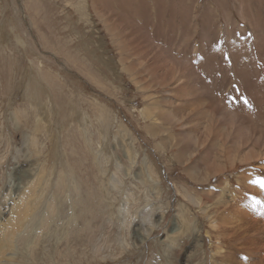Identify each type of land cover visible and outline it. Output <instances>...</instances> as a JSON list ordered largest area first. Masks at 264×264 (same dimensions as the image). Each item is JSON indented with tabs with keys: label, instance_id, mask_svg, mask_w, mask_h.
<instances>
[{
	"label": "rangeland",
	"instance_id": "rangeland-1",
	"mask_svg": "<svg viewBox=\"0 0 264 264\" xmlns=\"http://www.w3.org/2000/svg\"><path fill=\"white\" fill-rule=\"evenodd\" d=\"M261 146L264 0H0L4 264H261Z\"/></svg>",
	"mask_w": 264,
	"mask_h": 264
},
{
	"label": "bare ground",
	"instance_id": "bare-ground-1",
	"mask_svg": "<svg viewBox=\"0 0 264 264\" xmlns=\"http://www.w3.org/2000/svg\"><path fill=\"white\" fill-rule=\"evenodd\" d=\"M123 28V27H122ZM119 30V29H118ZM134 39V38H133ZM147 40V39H146ZM35 83V82H34ZM34 86V85H33ZM36 93V92H35ZM172 137V136H171ZM262 138V137H261ZM190 139H192L191 137H190ZM262 140H263V138H262ZM183 141V140H182ZM190 141H192V140H190ZM184 142V141H183ZM186 143H187V139H186ZM190 143V142H189ZM192 143V142H191ZM261 143V142H260ZM188 144V143H187ZM188 145H186V147H187ZM191 147V146H190ZM262 147V146H261ZM264 147V146H263ZM262 147V148H263ZM264 149V148H263ZM184 151V150H183ZM184 154V153H183ZM233 154V153H232ZM181 155V157H183L182 156V154H180ZM187 156V155H186ZM185 156V157H186ZM232 156V155H231ZM181 157H179V159L181 158ZM184 158V157H183ZM245 159V158H244ZM250 159V158H249ZM252 159V158H251ZM254 160V159H253ZM233 161H236V160H233ZM242 161V160H241ZM252 162V161H251ZM230 164V163H229ZM234 164H237V163H232L231 162V166L233 167V165ZM235 167V166H234ZM196 170V169H195ZM218 173V172H217ZM216 174V173H215ZM242 177V176H241ZM252 178V177H251ZM251 178H249V177H245V176H243L242 177V180L245 182V181H247L246 179H248V182L250 183V180H251ZM241 182V181H240ZM239 182V183H240ZM248 183V184H249ZM230 184V183H229ZM240 184H242V183H240ZM243 186V185H242ZM252 187V186H251ZM32 188H33V186H32ZM31 189V188H30ZM243 190V189H242ZM251 190V189H250ZM248 191V190H247ZM33 192V191H32ZM248 192H250V191H248ZM27 193V192H26ZM42 197V196H41ZM21 198V197H20ZM34 201V200H33ZM21 202V201H20ZM19 202V203H20ZM31 204V203H30ZM235 204H237V202L235 203ZM235 204H233V205H235ZM17 206H15V208H16ZM22 207H25L26 208V211H24L23 209H22ZM28 205H26V204H22V202L20 203V204H18V207L16 208V211H15V209L13 208V212H12V214H11V218H10V221L9 222H7V224L6 225H4V226H1V231L3 230V235H4V238H3V241L1 242V244H0V264H1V262L4 264V262H3V260H7L8 259V256L10 255V251L12 250V252H13V249L16 247L15 246V243H16V241L15 240H17L18 238H20V239H22L21 237H20V234L23 236L24 235V229L26 230V228H24V225L26 226V223L24 224V223H22L23 222V219L25 220L26 219V215L27 214H29L28 213ZM30 209V208H29ZM32 209V208H31ZM49 210H51L50 208H49ZM252 210H254L253 208H247V207H245V219L247 218L248 220H251V221H254V220H258L259 218H260V216L261 215H257L256 213H255V211H252ZM30 211V210H29ZM230 212V211H229ZM241 210H238V211H236V210H233L232 212H230L229 214H230V216H229V221H236V220H239L240 218H242V215H241ZM32 215V214H31ZM52 215V214H51ZM28 216V215H27ZM244 216V215H243ZM52 217V216H51ZM29 218H30V215H29ZM27 221V220H26ZM242 221V220H241ZM240 221V222H241ZM25 222V221H24ZM236 222H238V221H236ZM239 222V223H240ZM245 222V221H244ZM248 222V221H247ZM214 223V222H213ZM24 224V225H23ZM32 224V223H31ZM49 225V224H48ZM33 226H34V224H33ZM31 227V226H30ZM35 227V226H34ZM229 227H231V226H229ZM233 227V226H232ZM254 227H255V225H254ZM41 228V227H40ZM6 229L9 231V233H8V231H6ZM28 229V228H27ZM35 229V228H34ZM232 229V228H231ZM32 230V229H31ZM236 230V229H235ZM247 231V230H246ZM255 231V230H254ZM28 232V231H27ZM33 232V231H32ZM82 232V231H81ZM30 233V232H29ZM25 234H27L26 232H25ZM25 236H28V235H25ZM25 236H23V237H25ZM28 237H26L25 239H27ZM140 238V237H139ZM41 240V239H40ZM26 241V240H25ZM31 241V240H30ZM19 242V241H18ZM17 242V243H18ZM29 242V241H28ZM23 243V242H22ZM19 244V243H18ZM25 244V243H24ZM31 244V243H30ZM23 246H25V245H23ZM32 246V245H31ZM20 249V248H19ZM15 251V250H14ZM20 255V254H19ZM229 255V254H228ZM16 254H15V252H14V255H13V257H12V260L14 259V258H16ZM233 257V256H232ZM10 260V262H11V258H9ZM8 263V262H7ZM15 263V262H14ZM8 264H10V263H8ZM261 264H264V262H262Z\"/></svg>",
	"mask_w": 264,
	"mask_h": 264
}]
</instances>
